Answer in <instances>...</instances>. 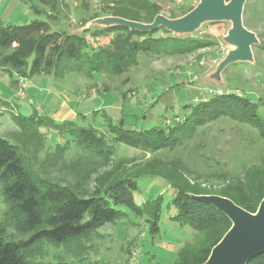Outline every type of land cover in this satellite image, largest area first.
Wrapping results in <instances>:
<instances>
[{
    "label": "rangeland",
    "instance_id": "374dc122",
    "mask_svg": "<svg viewBox=\"0 0 264 264\" xmlns=\"http://www.w3.org/2000/svg\"><path fill=\"white\" fill-rule=\"evenodd\" d=\"M149 1L154 5L143 8L139 4L133 5L131 0H65L63 19L52 26L55 30L83 34L97 49L109 46L115 34L103 32L112 27L99 26L95 22L108 17L125 19L119 16L118 10L124 9L125 13L131 14L128 17L140 20L134 22L152 24L159 15L170 20L180 19L200 4V0ZM31 4L38 6L36 0L27 5L22 3L16 10L13 6L8 13L15 15L7 20L0 18V21L6 25L48 21L45 15L35 14ZM146 20L150 23L142 22ZM243 25L259 41L252 46L254 59L228 65L219 78L215 76L220 64L234 50V46L226 42L232 30V23L227 21L205 23L193 34H175L163 27L159 29L165 31L148 32H157L155 38H168L169 35L199 38L203 48L188 55L140 56V64L123 76L106 74L91 79L83 72L63 79L45 75L23 79L17 73L0 69V105L10 109L0 115V138L19 145L26 164L39 177L63 185L80 182L83 187L92 189L97 175L88 181L79 178L82 170L95 171L91 166L92 158L81 155L77 149L64 147L63 135L55 128L61 122L54 115L63 118L67 116L63 110L68 114L72 111L73 115L78 111L87 114L97 125L106 124V114L114 121L124 118L128 128H176V134L181 135L179 143L154 154L123 146L116 161L125 159L122 168L132 175L155 159L174 162L172 169L180 182L187 181L193 187L220 192L231 180L242 179L246 169L262 164L264 141L257 129L229 117L186 132L183 124L189 110L184 106L231 94L253 100L264 114V0L247 1ZM95 31L101 34L96 37ZM48 94L58 102H44ZM97 111L99 114L93 115ZM17 113L27 117L34 113L43 116L40 122L37 118L36 132L22 133L13 121L12 116ZM77 123L83 121L80 119ZM138 183L140 190L135 196L138 204L154 203L163 197L158 234L152 236L150 233L153 220L148 215L128 212V216L118 223L106 224L89 237L66 245L38 243L27 250L29 260L33 264H176L178 252L185 246L194 250L202 236L189 226L171 220L177 212L173 205L175 194L165 180L153 177L139 179ZM1 190L0 183V236L24 241L28 236L19 233L15 221L8 216Z\"/></svg>",
    "mask_w": 264,
    "mask_h": 264
},
{
    "label": "trees",
    "instance_id": "16d2710c",
    "mask_svg": "<svg viewBox=\"0 0 264 264\" xmlns=\"http://www.w3.org/2000/svg\"><path fill=\"white\" fill-rule=\"evenodd\" d=\"M19 1L26 5L32 2ZM36 1L38 6L31 4L30 8L38 16L45 15L48 21H35L27 25L0 22V69L17 73L23 79L37 75L63 79L83 72L91 79L106 74L123 76L140 64V56L188 55L203 48L199 38L172 35L155 38L157 32L165 30L142 34L117 26L103 30L115 34L110 45L95 49L83 34L53 28L52 23H59L63 19L64 6L67 5L65 0ZM131 2L143 8L154 5L149 0ZM123 12L124 9L118 10L119 16L140 21ZM142 22L150 23L152 18L150 22ZM100 34V31H95L96 37ZM184 108L189 110L183 124L186 132L229 117L257 129L264 141V114L248 97L225 94L209 100L201 99L197 104ZM104 115V125L86 120L82 124L66 121L55 127L57 133L63 135L64 147L77 149L81 155L92 158L91 166L95 171L85 169L79 175V178L83 177L81 181H88L91 176L97 175L92 189L83 187L80 182L63 185L39 177L26 164L20 146L0 138V183L8 206L7 214L15 221L18 232L28 236L21 242L0 236V264H33L27 250L38 243L46 241L56 246L66 245L89 237L106 224L118 223L128 216V212L148 215L153 220L150 233L152 236L158 234L163 197L154 203L147 201L138 204L135 196L140 190L139 179L157 177L165 180L175 194L173 205L177 212L171 220L175 224L189 226L202 236L194 250L185 246L178 252L176 264H205L214 247L232 227L226 215L210 204L195 200L193 196H221L249 213L258 211L264 200V161L259 167L246 169L242 179L231 180L233 186L230 182L229 186L217 193L193 187L187 181L180 182L172 169L174 162L155 159L132 175L122 168L125 159L116 161L121 147L154 154L179 143L181 135L176 134V128H128L124 118L114 121ZM12 117L22 133L27 134L36 132L37 118L40 122L43 116L34 113L29 117L16 114ZM103 127L105 129L101 130ZM248 264H264V254L251 259Z\"/></svg>",
    "mask_w": 264,
    "mask_h": 264
},
{
    "label": "water",
    "instance_id": "95a60500",
    "mask_svg": "<svg viewBox=\"0 0 264 264\" xmlns=\"http://www.w3.org/2000/svg\"><path fill=\"white\" fill-rule=\"evenodd\" d=\"M248 0H200V4L188 15L170 20L162 15L152 24H143L122 18L108 17L99 19L95 24L104 27L119 26L132 31L148 33L161 27L175 34H193L208 22H231L232 30L226 42L234 46L225 61L220 64V73L230 64L252 62V46L259 43L255 34L243 25L244 7ZM197 201L207 203L226 215L232 227L220 243L214 247L205 264H248L264 254V200L255 214L249 213L228 198L221 196H193Z\"/></svg>",
    "mask_w": 264,
    "mask_h": 264
},
{
    "label": "crops",
    "instance_id": "0c3cea01",
    "mask_svg": "<svg viewBox=\"0 0 264 264\" xmlns=\"http://www.w3.org/2000/svg\"><path fill=\"white\" fill-rule=\"evenodd\" d=\"M21 4L22 3L19 0H0V18L1 19L3 18V20H7L10 17H13L15 14L13 13V14L10 15L8 13L9 9H11L13 6H16L15 10L17 8L19 9L21 7ZM7 13L9 15H7ZM0 22L1 23H4V21H0ZM50 101H53V103H57L58 102L57 100L54 99V96H51L50 94H48L46 96L44 102L49 103ZM63 114H66L67 116L66 117H63V118H61V117L58 118L57 115H54V117H55L56 120H58L61 123L66 122V121L77 122L80 119L83 122L86 121V120L89 121V122H92L91 118L87 114H80V113H78V111H77V113H75L73 115V112L72 111L69 112V114H68V113L64 112V110H63ZM0 115H2V114H0ZM17 115H20V114L17 113Z\"/></svg>",
    "mask_w": 264,
    "mask_h": 264
},
{
    "label": "built area",
    "instance_id": "2783aa9c",
    "mask_svg": "<svg viewBox=\"0 0 264 264\" xmlns=\"http://www.w3.org/2000/svg\"><path fill=\"white\" fill-rule=\"evenodd\" d=\"M7 111H9V108L4 105H0V114L6 113Z\"/></svg>",
    "mask_w": 264,
    "mask_h": 264
}]
</instances>
